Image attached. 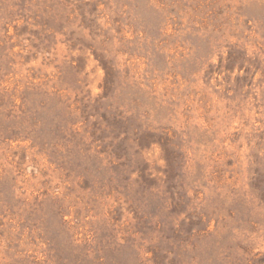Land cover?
I'll list each match as a JSON object with an SVG mask.
<instances>
[{
	"label": "rangeland",
	"instance_id": "obj_1",
	"mask_svg": "<svg viewBox=\"0 0 264 264\" xmlns=\"http://www.w3.org/2000/svg\"><path fill=\"white\" fill-rule=\"evenodd\" d=\"M0 264H264V0H0Z\"/></svg>",
	"mask_w": 264,
	"mask_h": 264
}]
</instances>
